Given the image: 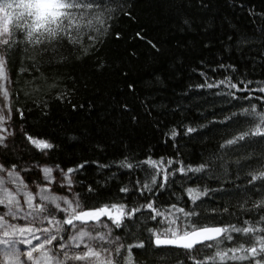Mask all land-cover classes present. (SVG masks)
<instances>
[{
  "label": "trees",
  "instance_id": "trees-1",
  "mask_svg": "<svg viewBox=\"0 0 264 264\" xmlns=\"http://www.w3.org/2000/svg\"><path fill=\"white\" fill-rule=\"evenodd\" d=\"M104 2L112 9L109 27L88 55L66 46L60 50L66 59L46 56L39 73L20 74L18 69L29 64L21 63L22 52L12 54V121L20 132L13 147L0 148L2 161L46 163L65 171L83 164L72 173L73 189L93 205L138 207L151 200L161 211L173 204L194 208L203 222L258 219L264 212L243 209L264 199V180L249 183L251 174L264 169V137L221 145L252 127L243 109L256 105L264 110V93L258 91L264 87V0ZM40 73L43 87L33 92L26 82ZM229 77L255 91L227 84L207 87ZM25 134L54 147L42 152ZM149 158L173 161L167 182L162 172L143 163ZM122 161L134 167H121ZM202 163L209 169L178 171ZM153 175L156 186L142 195L141 185ZM89 186L95 191L89 192ZM122 187L129 191L122 193ZM197 187L208 194L194 205L186 190ZM150 216L142 209L126 227L114 230L125 244L144 242V248H133L138 264H194L183 249L154 245L149 229L165 225Z\"/></svg>",
  "mask_w": 264,
  "mask_h": 264
},
{
  "label": "snow or ice",
  "instance_id": "snow-or-ice-1",
  "mask_svg": "<svg viewBox=\"0 0 264 264\" xmlns=\"http://www.w3.org/2000/svg\"><path fill=\"white\" fill-rule=\"evenodd\" d=\"M111 11L104 0H0V146L7 147L5 142L13 135L6 126L12 119L15 91L9 68L12 54L22 52L21 63L29 64L18 69L20 74L31 70L39 73V65L46 56L53 60L58 56L60 60L66 59L60 51L66 46L78 48L86 56L100 36L106 34ZM116 35L119 38V33ZM85 39L88 44H85ZM41 78L42 73L33 76L26 84L33 92L39 91L43 87L38 83ZM222 84L238 91H255L248 89L247 85L241 88L239 84L232 83L230 77L207 87ZM258 91L264 93V87ZM229 94L235 96V93ZM16 111L23 118V110L17 108ZM241 115L251 118L252 127L225 141L222 148L249 137H264V110L257 111V106L251 105L243 109ZM194 131V128L187 129L189 133ZM25 135L42 152L54 147L46 140ZM176 135L173 130L171 136ZM143 163L156 170L157 174L162 172L167 182V167L173 163L172 160L165 162L149 158ZM120 166L134 167L126 161H122ZM83 167L81 164L65 171L57 165L56 169L64 179L56 181L52 175L53 168L44 166L45 183L33 181V191L15 164L10 168L0 164V208L4 209L0 212V264H138L133 248H144V242L125 244L119 235H114V230L126 227V222H132L142 209L150 210V218L165 225L159 230L149 229L157 248L171 246L183 249L194 264H264V214L255 220L245 219L241 224H225L223 221L203 222L199 219L201 213L194 208L186 210L175 204L170 205L168 211H161L151 200L138 207H129L121 202L93 205L79 193L72 192L71 174ZM209 167V163H202L195 168L181 166L178 171L199 173ZM257 180H264V169L251 174L249 183ZM54 182L61 188L66 187L71 196L53 191ZM156 184V176L153 175L139 191L142 195L151 193ZM88 191L95 190L89 186ZM120 191L127 193L129 189L122 187ZM186 191L194 205L208 194L207 189L198 187ZM243 210L264 212V199L256 201L252 209ZM223 212H228V209H223ZM239 238H244V242H239ZM227 242L232 246H226ZM202 253V258H198Z\"/></svg>",
  "mask_w": 264,
  "mask_h": 264
},
{
  "label": "rangeland",
  "instance_id": "rangeland-1",
  "mask_svg": "<svg viewBox=\"0 0 264 264\" xmlns=\"http://www.w3.org/2000/svg\"><path fill=\"white\" fill-rule=\"evenodd\" d=\"M7 127H9V130L13 132V135L9 136L8 139L6 140V145L7 147H3L0 146L1 149H10L11 147L14 146L13 142V138L15 137V134L19 133V128L13 123L12 119L10 122H8V124L6 125ZM22 134V133H21ZM25 137V136H24ZM37 139V138H35ZM25 140H27V138L25 137ZM28 141V140H27ZM28 143L33 146L29 141ZM35 147V146H34ZM0 164H4L5 167L10 168L11 165H6L2 159L0 158ZM17 166L18 170H21V175L24 177L25 182L28 183L30 185V187H32L33 191H35V184H33V181L37 182V183H45V181L43 180V172H42V168L44 166H48V167H52L53 168V173L52 175L56 178V181H62L64 178L60 175L59 171L56 169L55 165H50V164H46V163H36V162H19L17 164H15ZM39 166V167H37ZM61 169V168H59ZM72 176V174H71ZM73 179V176H72ZM72 192H74V182L72 184ZM53 191L57 192L58 194L61 195H69L71 196V193H69L67 191V188H61L59 186V184L57 183H53L52 185ZM4 211L3 208H0V212ZM60 215V214H57ZM17 223H21L20 221H16ZM114 235H116L114 233Z\"/></svg>",
  "mask_w": 264,
  "mask_h": 264
},
{
  "label": "water",
  "instance_id": "water-1",
  "mask_svg": "<svg viewBox=\"0 0 264 264\" xmlns=\"http://www.w3.org/2000/svg\"><path fill=\"white\" fill-rule=\"evenodd\" d=\"M155 237H153V241H154Z\"/></svg>",
  "mask_w": 264,
  "mask_h": 264
}]
</instances>
